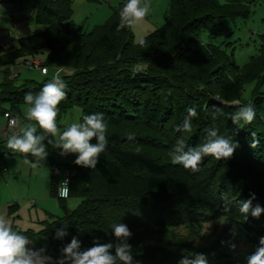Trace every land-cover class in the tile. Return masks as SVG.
I'll return each mask as SVG.
<instances>
[{
	"label": "trees",
	"instance_id": "1",
	"mask_svg": "<svg viewBox=\"0 0 264 264\" xmlns=\"http://www.w3.org/2000/svg\"><path fill=\"white\" fill-rule=\"evenodd\" d=\"M24 1L33 3L29 17L42 28L15 46L0 48V109L24 118L20 107L25 93H38L52 77L20 83L14 66L47 50L42 66L72 73L60 75L66 97L57 106V125L74 107L81 109L79 122L83 115L103 113L108 144L94 169L73 161L52 164V170L63 165L72 172L69 198H79L75 208L68 209V198L58 197L61 179L52 174V194L65 213L44 220L39 231L14 229L55 260L73 236L81 250L96 240L115 243L111 226L124 223L133 234V264H179L183 256L193 258L191 253L207 254L209 262L242 264L243 256L230 247L221 251L216 243L196 240L206 238L201 231L207 221L223 220L226 231L243 232L252 243L264 228V212L245 217L239 211L251 193L256 196L253 207L264 208V34L259 53L237 65L224 32L228 20L249 17L253 5L264 0H170L165 23L144 37L143 46L134 43L132 29L117 31L126 0L105 24L88 31L74 26L73 0ZM206 31L209 42L202 39ZM250 82L256 85L245 97ZM236 101L251 103L256 113L251 124L241 122L238 133L231 119L238 110ZM188 108L197 112L192 131H177ZM213 125L219 134L238 141L230 159L206 156L196 172L171 162L169 152L179 138L187 150L201 143L204 129ZM253 133L259 140L255 149L250 147ZM179 226L189 231L175 232ZM63 227L69 235L58 240L56 229Z\"/></svg>",
	"mask_w": 264,
	"mask_h": 264
},
{
	"label": "clouds",
	"instance_id": "2",
	"mask_svg": "<svg viewBox=\"0 0 264 264\" xmlns=\"http://www.w3.org/2000/svg\"><path fill=\"white\" fill-rule=\"evenodd\" d=\"M151 7V0H126L119 10L120 21L117 31L134 28L149 14ZM134 43L143 46L146 41L143 36H137ZM65 88L66 84L57 73L43 85L38 93H25V118L30 123L25 124L19 131L11 132L6 138L4 147L14 154H31L36 160L32 167H36L41 161L46 160L47 146L53 145L61 150L59 153L61 156L75 155L76 165L94 169L99 157L107 148V122L103 113L86 114L83 115L82 122L72 123L61 132L56 122L57 106L66 97ZM235 103L238 110L231 114V119L238 126V133L241 122L244 125L251 124L256 113L251 103L244 105H241L239 101ZM186 111L189 113L188 117L184 124L177 128V131L185 133L192 131V118L197 116L195 108H188ZM32 121L35 125L31 123ZM10 126H15L14 120L11 121ZM37 126L41 130L39 133ZM204 131L206 133L204 140L187 150H185L183 137L176 141L169 152L174 165H180L186 170L196 172L206 156L214 157L218 161L230 159L239 147L238 141L219 134V129L214 125L205 128ZM94 138L96 143L91 142ZM258 144L259 140L253 133L250 147L255 149ZM24 162L31 163L27 159ZM68 183V180L60 183L59 195L61 197L68 195ZM250 196V199L241 201L239 211L245 217L249 212L252 216L259 217L264 212V208L259 204L253 207V200L256 199L255 193H251ZM224 211H228L227 204H225ZM111 227L116 238L115 243H100L96 240L92 247L81 250L80 240L73 236L71 242L62 247L60 257L55 264H133V246L129 243L133 235L131 230L124 223H115ZM68 235L66 227L56 229V239L63 240ZM30 244L27 235L14 229L13 221L6 211L0 210V264H52L53 258L45 254L46 248L34 249L29 247ZM235 249L236 245L232 243L231 250ZM190 255L193 258L183 256L179 264H208L205 254L191 253ZM245 260L246 264H264V236L258 238V245L245 257Z\"/></svg>",
	"mask_w": 264,
	"mask_h": 264
},
{
	"label": "rangeland",
	"instance_id": "3",
	"mask_svg": "<svg viewBox=\"0 0 264 264\" xmlns=\"http://www.w3.org/2000/svg\"><path fill=\"white\" fill-rule=\"evenodd\" d=\"M123 1L125 0H73L74 12L72 15V20L74 22V26L79 27L82 25L85 30L88 31L90 29H93L95 26L105 24L113 16L114 9L116 7H119L121 5V2ZM26 2L29 4L28 1L23 2L25 8ZM169 2L170 0H151L152 7L149 14L144 18V20H142L139 24L132 28L135 34V38H137V36L145 37L155 29H157L159 26H161L163 23H165V15L169 7ZM30 15H32V12ZM32 22L31 25L33 27H36L35 30L32 31V33L40 31V28L42 27ZM224 32L228 33L225 37V40L230 42L227 47L229 49V53H231V61L237 65H243L249 60L252 55H256L259 53L261 35L264 34V3L259 2L253 5V13L247 18L238 17L228 20L227 28ZM202 39L204 42H209L207 31L203 33ZM214 41L223 42V38H215ZM223 46L225 47V44ZM47 53V50H43L35 57L45 62ZM21 62L22 61H20L19 64H16L15 67L16 70L20 73V80H18V82L20 83H22L23 80L27 78L37 81H43L47 77L50 78L54 76V67H47L49 74L46 76V74H42L39 68H29L24 64H20ZM255 85V82L246 84L244 92L245 97H249L251 95ZM261 89L264 92V83L262 84ZM20 109V114L24 117L23 119L26 124L30 123L25 118L26 106L22 104ZM80 113L81 109L79 107L72 108L68 113L62 116V118L60 119L61 126L57 125L58 129L62 132L65 127L70 126L72 123L79 122ZM58 121L59 119L57 115L56 122ZM31 123L35 125L34 121H32ZM37 128L39 133V127L37 126ZM47 151L48 156L46 160L41 161L37 165V199L35 202L29 199H20V215L18 216L16 212L15 215H12L10 217L12 221L14 219L13 227L15 226L18 229H27L32 227L34 228V230L39 231L42 228V223L44 220L53 219L54 217L62 216L65 213L64 208L59 205L58 198L53 196L51 189L52 174H58L59 176H62L65 168L63 167V165L61 167L55 166L54 170H52V164L72 161L74 162L76 156L71 154L68 156H61L59 154L61 150L55 148L53 145H48ZM16 161L17 160H14L12 162ZM19 175L25 176L23 171H20ZM67 201L68 209L72 210L77 206L79 198L76 196H71L67 199ZM226 230L227 229L223 220L217 221L215 223L207 221L203 225V229L201 231V233H206V238H198L196 242L198 244L205 243L206 241L216 243L220 246L221 251H224L225 248L228 247L231 248V244L234 243L236 245V249L233 252L240 253L244 259V262L242 264H246V260L244 257L254 251L255 247L258 245V238L260 236H264V234H261L264 233V228L256 237L255 243H252V240L249 239V237L243 232H236L233 229H230L228 231ZM188 231L189 229L183 226L175 228V232L177 233H187ZM31 242L32 244L29 247L32 248L35 246L37 247L36 249L40 248L38 244L36 245L33 241ZM228 255V253L225 254V256ZM207 259L208 264H219L214 260H210L209 262L208 256ZM55 262L56 260L53 258L52 264H55ZM220 264H223V262ZM228 264H231V262Z\"/></svg>",
	"mask_w": 264,
	"mask_h": 264
},
{
	"label": "crops",
	"instance_id": "4",
	"mask_svg": "<svg viewBox=\"0 0 264 264\" xmlns=\"http://www.w3.org/2000/svg\"><path fill=\"white\" fill-rule=\"evenodd\" d=\"M23 2L25 1L0 0V48L8 49L11 46H15L19 39L30 35L35 30L36 27L31 25L32 21L29 17L33 3L29 2L28 4L26 2L25 8ZM15 67V72L19 73ZM66 72H68L67 69ZM19 119L18 129L20 130L26 122L22 118ZM13 131L14 129L9 126L7 118L0 113V210L6 211L9 218L15 215L16 212L18 216L20 215V199H29L34 202L37 199V166L32 167V164L36 163L35 158L31 154H14L4 147L7 136ZM25 159L31 163L26 164L24 162ZM14 160L17 161L12 162ZM20 171H23L25 176L19 175ZM62 176H60V179ZM16 203L19 206L12 210L10 207ZM32 248L36 249L37 247L34 246Z\"/></svg>",
	"mask_w": 264,
	"mask_h": 264
},
{
	"label": "built area",
	"instance_id": "5",
	"mask_svg": "<svg viewBox=\"0 0 264 264\" xmlns=\"http://www.w3.org/2000/svg\"><path fill=\"white\" fill-rule=\"evenodd\" d=\"M42 63L43 62L41 60L37 59V58H28V59L25 60L24 65L27 66V67H29V68L37 67V68H39L41 70L42 73L46 74L48 72V68L42 66ZM45 70H46V73H45ZM14 72H15V70H14ZM62 72H66V69H64V68H57L55 70V75L57 73L59 75H61ZM70 73H71L70 71L66 72V74H70ZM0 113L3 114L7 118L9 126L11 125V121L14 120L15 121V126L14 127L11 126V127L14 129V131H19V129H18L19 120H20L19 117L14 116V115H10L9 112H3L1 109H0ZM71 178H72V172L69 169L65 170V172H64V174H63V176H62V178H61V180L59 182V185H58V192H57V194H58V197L59 198H61V199H67V198H69V196H70V183H71ZM64 180H68L69 181V183H68L69 191H68V195L66 197H61L59 195V188L61 187V184L60 183L62 181H64Z\"/></svg>",
	"mask_w": 264,
	"mask_h": 264
}]
</instances>
